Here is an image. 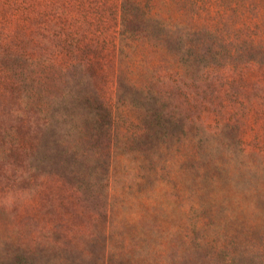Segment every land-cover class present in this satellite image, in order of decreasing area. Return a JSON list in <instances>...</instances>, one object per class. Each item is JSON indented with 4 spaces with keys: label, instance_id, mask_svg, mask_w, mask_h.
Listing matches in <instances>:
<instances>
[{
    "label": "rangeland",
    "instance_id": "obj_1",
    "mask_svg": "<svg viewBox=\"0 0 264 264\" xmlns=\"http://www.w3.org/2000/svg\"><path fill=\"white\" fill-rule=\"evenodd\" d=\"M141 1L165 31L137 13L117 56L108 11L32 83L49 116L2 166L0 264H264V0Z\"/></svg>",
    "mask_w": 264,
    "mask_h": 264
},
{
    "label": "trees",
    "instance_id": "obj_2",
    "mask_svg": "<svg viewBox=\"0 0 264 264\" xmlns=\"http://www.w3.org/2000/svg\"><path fill=\"white\" fill-rule=\"evenodd\" d=\"M245 1L253 5L252 0H223L220 13L235 11ZM141 3L115 0L108 6V0H0V173L6 163L29 158L37 147L30 140L42 132L49 114L28 100L32 83L42 74L41 82L47 85L50 69L64 74L68 69L64 62L69 55L75 57L76 64L83 65L80 56L85 59L86 23L90 28L91 19L102 23L108 11L115 14L117 56L130 37H138L139 31L132 23L137 13L151 30L152 25L157 27L152 31H165L155 23L157 20L162 26L163 21L146 14ZM172 23L165 24L173 29L191 28ZM219 29L215 27L214 31L220 32ZM32 118L37 122L35 126L31 124Z\"/></svg>",
    "mask_w": 264,
    "mask_h": 264
}]
</instances>
